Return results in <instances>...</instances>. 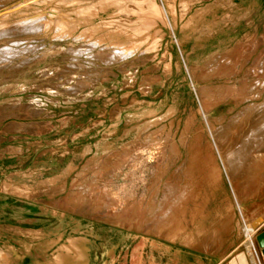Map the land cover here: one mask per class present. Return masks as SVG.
Masks as SVG:
<instances>
[{"label": "rangeland", "instance_id": "374dc122", "mask_svg": "<svg viewBox=\"0 0 264 264\" xmlns=\"http://www.w3.org/2000/svg\"><path fill=\"white\" fill-rule=\"evenodd\" d=\"M56 1L0 0V264H71L72 245L84 264L252 258L239 226L264 212V0H152L154 26ZM38 16L48 29H19Z\"/></svg>", "mask_w": 264, "mask_h": 264}, {"label": "bare ground", "instance_id": "6f19581e", "mask_svg": "<svg viewBox=\"0 0 264 264\" xmlns=\"http://www.w3.org/2000/svg\"><path fill=\"white\" fill-rule=\"evenodd\" d=\"M56 1V0H55ZM58 1H60V0H58ZM62 1V0H61ZM120 1L121 0H104L103 1V3H110V4H116L117 6H118V8L122 11V12H124V13H130V14H136V15H138L139 16V18H141V19H145L146 20V22H147V24L148 25H151L152 23H153V19L155 18V17H160L161 16V9L158 7V3L157 2H154V1H152V0H147V1H149V3H148V5L146 6H144V4L143 3H145V2H139V1H136V0H133V5H132V3H130L129 2V0H126V1H128L132 6L131 7H128L127 5V7L125 6H123L122 7V5L120 4ZM132 1V0H131ZM146 1V0H145ZM37 2V1H36ZM46 2V1H45ZM57 2V1H56ZM82 2L83 1H81V0H64V1H62L61 3L63 4V5H66V6H71V7H75L76 9L78 8V16L79 17H82V19H87V18H90L91 17V14L93 13L92 11H91V9H89L88 7L86 8V6H82ZM127 2V3H128ZM60 3V4H61ZM157 3V4H156ZM182 4V3H181ZM63 5H60V6H63ZM160 5V4H159ZM77 6V7H76ZM25 7V6H24ZM53 8V7H52ZM57 8V7H56ZM55 8V9H56ZM62 8V7H61ZM74 8V9H75ZM168 8V7H167ZM22 9V8H21ZM72 9V8H71ZM73 9V10H74ZM112 9V8H111ZM26 10H27V8H26ZM64 10L66 11V9L64 8ZM70 9H68V11H69ZM23 11V10H22ZM57 11V10H56ZM60 11V10H59ZM58 11V12H59ZM71 11V10H70ZM119 11V10H118ZM73 12V11H72ZM68 13V12H67ZM110 13V12H109ZM36 14V13H35ZM43 14V13H42ZM42 14H39V15H42ZM76 14V13H75ZM122 14V13H121ZM162 15H163V13H162ZM53 16V15H52ZM65 16V15H64ZM166 16V15H165ZM164 16V17H165ZM32 17V16H31ZM57 17V16H56ZM65 17H67V16H65ZM69 17V16H68ZM162 17V16H161ZM2 18V17H1ZM57 18H59V17H57ZM57 18H55L56 20H58ZM64 18V17H63ZM130 18V17H129ZM157 18H155V19H157ZM20 19V18H19ZM22 19H24V17H22ZM21 19V20H22ZM60 19V18H59ZM116 19H118V18H116ZM138 19V18H137ZM141 19H140V22H141ZM159 19H161V18H158V20ZM165 19V18H164ZM115 20V19H114ZM125 20V19H124ZM124 20H122V21H124ZM127 20V19H126ZM130 19H128V21H129ZM135 20V19H134ZM133 20V21H134ZM144 20V21H145ZM162 20V19H161ZM95 21V20H94ZM113 21V20H112ZM117 21H119V20H117ZM121 21V20H120ZM139 21V20H138ZM156 21V20H155ZM166 21V20H165ZM3 22V21H2ZM69 22V21H68ZM68 22H67V24H68ZM79 22V21H78ZM84 22V21H83ZM83 22H81V23H83ZM99 22V21H98ZM114 22V21H113ZM116 22V21H115ZM127 22V21H126ZM52 23V21H51V19L50 20H47L45 17H43V16H38V17H34V18H27L26 20H24L23 22H22V24H21V26L19 27V29L21 28V30H24V31H27V32H34V33H38V32H40V31H44V30H46V29H48V27H49V25ZM123 23V22H122ZM125 23V22H124ZM130 23H132V22H130ZM142 23V22H141ZM141 23H139V24H141ZM7 24V23H6ZM70 25H69V27L71 28L72 26V30H73V28H74V24H75V21H71V23H69ZM87 24V23H86ZM126 24V23H125ZM133 24V23H132ZM156 24V23H155ZM15 25V24H14ZM14 25H11L12 27L14 26ZM56 25H57V30H67V29H65L66 27H67V25L66 24H63L60 20H58V21H56ZM131 25V24H130ZM134 25H135V22H134ZM142 25V24H141ZM144 25V24H143ZM142 25V27H144ZM1 26V25H0ZM53 26V25H52ZM92 26V25H91ZM128 26V25H127ZM132 26V25H131ZM131 26H129V28L131 27ZM152 26H154L153 24H152ZM156 26V25H155ZM2 27V26H1ZM1 27H0V29H1ZM68 27V29H70ZM94 26H92L91 28H93ZM114 27V26H113ZM121 27H123V26H121ZM133 27V26H132ZM137 27V26H136ZM135 27V28H136ZM148 27V26H147ZM146 27V28H147ZM76 28V27H75ZM74 28V29H75ZM78 28V27H77ZM124 28H125V25H124ZM139 28V27H138ZM140 28H141V26H140ZM149 28V27H148ZM10 29V28H9ZM12 29V28H11ZM16 29V28H15ZM50 29H52L51 27H50ZM49 29V31H53V30H50ZM56 29V28H55ZM88 29V28H87ZM86 29V30H87ZM142 29H144V28H142ZM142 29H137V30H134V29H132V30H134L135 32H133V33H136V34H141V32H142ZM64 30H63V32H64ZM99 30H100V28H99ZM98 29H97V31H99ZM129 30V29H128ZM150 30V28L148 29V31ZM1 32H0V35H2V34H4V33H7L6 31L7 30H0ZM74 31V30H73ZM80 31H82V33H83V29L82 30H80ZM11 32V31H10ZM61 32V31H60ZM62 32V33H63ZM86 32H88V31H86ZM91 32H93V29L91 30ZM121 32V31H120ZM146 32H147V30H146ZM15 33V32H14ZM25 33V32H24ZM34 33H31V34H34ZM47 33V32H46ZM54 33V32H53ZM58 33V32H57ZM62 33H59V35L61 34V35H63ZM95 33H97V32H95ZM95 33H92V34H95ZM145 33V32H144ZM13 34V33H12ZM42 34V33H41ZM48 34V33H47ZM84 34V33H83ZM87 34V33H86ZM88 34H89V32H88ZM87 34V35H88ZM91 34V35H92ZM8 35V34H7ZM44 35H46V34H44ZM53 35V34H52ZM145 35V34H144ZM144 35H140V37H144ZM42 36V35H41ZM66 36V35H65ZM64 36V37H65ZM70 36H71V33H70ZM81 36V35H80ZM83 36V35H82ZM84 36H85V34H84ZM93 36V35H92ZM91 36V37H92ZM148 36H150V34L148 35ZM147 35H146V37H148ZM5 37V36H4ZM11 37V36H10ZM75 37V36H74ZM79 37V36H78ZM87 37H89V36H87ZM90 37V38H91ZM146 37H144V39L146 38ZM9 38V37H8ZM19 38V37H18ZM21 38V37H20ZM27 38V37H26ZM59 38V37H58ZM77 38V37H76ZM76 38H74L75 40H76ZM82 38V37H81ZM149 38V37H148ZM62 39V38H61ZM83 39V38H82ZM87 39H89V38H87ZM135 39H137V38H135ZM142 39V38H141ZM132 40H133V42H134V38H132ZM12 41V40H11ZM143 41V40H142ZM146 41V40H145ZM2 42H4V41H2ZM28 42V41H27ZM8 43V42H7ZM9 43H10V41H9ZM24 43V42H23ZM134 44V43H133ZM132 44V47H129V48H126V47H124L121 51H120V53H118V55H126V54H129V53H132L133 52V50H132V48L134 47H138V44L137 43H135L137 46H135V45H133ZM30 46V45H29ZM111 47H113V46H111ZM3 48V47H2ZM5 48V47H4ZM120 48V47H119ZM139 48V47H138ZM37 48H35V50H36ZM137 49H135L134 50V53H135V51H136ZM29 51V50H28ZM2 52H4V53H7V54H5V57L6 56H8V54H9V51H8V49H5L4 51H2ZM23 53H25V52H23ZM76 53V52H75ZM79 53V52H78ZM21 54V53H20ZM130 56V55H129ZM128 56V57H129ZM117 57V56H116ZM5 63V62H4ZM2 65V64H1ZM8 66V65H7ZM6 66V67H7ZM0 68H2V67H0ZM258 110H260L261 111V109H259L258 108ZM264 112V111H263ZM255 113V112H254ZM256 119V118H255ZM262 119V118H261ZM262 120H264V118L262 119ZM260 122V121H259ZM260 124V123H259ZM16 124H14V126H15ZM19 125V124H18ZM17 125V126H18ZM19 127H21V126H19ZM28 127V126H27ZM14 128V127H13ZM223 128V127H222ZM25 129V128H24ZM23 129V130H24ZM32 129V128H31ZM252 129V128H251ZM26 130V129H25ZM211 132V131H210ZM230 133V132H229ZM228 133V134H229ZM220 136H225V135H221L220 134ZM227 136V135H226ZM245 137H246V135H245ZM262 138V137H264V122L261 124V125H259L258 126V128H256V130L254 131V133L252 134V139H251V142H253V141H255L256 139H258V138ZM244 145V144H243ZM241 148H243L242 146H241ZM241 148L240 149H237V150H240L241 151ZM244 149V148H243ZM234 152H235V150H234ZM244 153H246V152H244ZM238 154V153H237ZM241 156V155H240ZM239 156V157H240ZM222 157V156H221ZM244 157V156H243ZM243 157H240V159H242ZM252 159V158H251ZM254 159V158H253ZM233 160V159H232ZM232 160H225L226 161V164L228 165V167L230 168V170H233L234 168H235V165H234V163H236L235 162V159L232 161ZM247 160V159H246ZM241 162H242V160H240ZM239 161V162H240ZM255 162H257V161H255ZM248 163H249V161H248ZM245 165H247V164H245ZM256 165V164H255ZM259 165V164H258ZM257 166V165H256ZM239 168V167H238ZM251 168H253V167H251ZM257 168V167H256ZM255 168V169H256ZM226 169V168H225ZM252 170V169H251ZM261 170V169H260ZM263 170V169H262ZM262 170H261V172H262ZM253 172H255L254 171V169H253ZM252 172V173H253ZM261 172H259V173H261ZM251 173V172H250ZM250 173H249V175H250ZM251 173V174H252ZM230 174V173H229ZM252 175H254V174H252ZM256 175H258V174H256ZM261 175V174H260ZM252 177V176H251ZM255 177V176H254ZM253 177V178H254ZM247 178H249L250 179V176L248 177L247 176ZM253 178H251V179H253ZM256 180V179H255ZM244 181H246V180H244ZM253 181H254V179H253ZM252 181V182H253ZM251 181L249 180V182L248 183H250ZM246 183V182H245ZM244 221V220H243ZM241 222V221H240ZM160 223V222H159ZM158 223V224H159ZM118 224H120L119 222H118ZM157 224V225H158ZM160 225V224H159ZM230 225V224H229ZM240 228H241V230H242V232L245 234V237H246V239L250 242V244L253 246V248H256L255 250H256V253H257V256H258V258H259V262L260 263H263L262 261H264V259H263V257H262V254H261V251L258 249V247H257V245H256V242L255 241H253V239H254V231H253V227H252V225L251 224H249V223H247L246 221H244L243 223H242V225L241 226H239ZM223 228V227H222ZM219 233V232H218ZM212 235V234H211ZM169 236H170V234H169ZM209 236V235H208ZM171 237V236H170ZM204 237V236H203ZM210 237V236H209ZM172 238V237H171ZM176 238H174L173 240H175ZM189 239V238H188ZM207 240H208V238H207ZM186 241V240H185ZM193 241H191V243H192ZM202 242V241H201ZM204 242V241H203ZM206 242H208V241H206ZM253 242H255V244L253 243ZM35 243V242H34ZM210 243V242H209ZM190 245V244H189ZM194 244H192V246H193ZM196 245V244H195ZM194 245V246H195ZM254 245H255V247H254ZM71 246V245H70ZM69 246V248H71ZM198 247H199V245H197ZM209 246V245H208ZM72 247H74L73 249H75L76 250V254H75V257H74V260H72V262H71V264H84V262H83V260H84V258H85V253H84V250L81 248V247H75V246H73L72 245ZM197 247V248H198ZM210 247V246H209ZM213 247V246H212ZM196 248V247H195ZM211 248V247H210ZM72 249V248H71ZM194 249V248H193ZM75 250H74V252H75ZM206 250V249H205ZM258 250V251H257ZM66 251H68V249H66ZM70 252V251H69ZM64 253V252H63ZM207 254V253H206ZM4 255H3V253L0 251V259L3 257ZM55 257V256H54ZM58 261V260H57ZM60 261V260H59ZM58 264V263H57ZM60 264V263H59Z\"/></svg>", "mask_w": 264, "mask_h": 264}, {"label": "crops", "instance_id": "0c3cea01", "mask_svg": "<svg viewBox=\"0 0 264 264\" xmlns=\"http://www.w3.org/2000/svg\"><path fill=\"white\" fill-rule=\"evenodd\" d=\"M228 213L233 214V216L235 215L234 212H228ZM247 215L248 217L246 219V222L252 225L254 231V237H255L259 232L264 230V212H247ZM251 247H252V255H253L252 258L251 257L249 258V256L246 253L240 252L235 254V256L232 258L229 264H252L253 260L257 261V264H259V258L255 250L256 248H253V246Z\"/></svg>", "mask_w": 264, "mask_h": 264}, {"label": "water", "instance_id": "95a60500", "mask_svg": "<svg viewBox=\"0 0 264 264\" xmlns=\"http://www.w3.org/2000/svg\"><path fill=\"white\" fill-rule=\"evenodd\" d=\"M255 242L264 259V230L255 236Z\"/></svg>", "mask_w": 264, "mask_h": 264}, {"label": "built area", "instance_id": "2783aa9c", "mask_svg": "<svg viewBox=\"0 0 264 264\" xmlns=\"http://www.w3.org/2000/svg\"><path fill=\"white\" fill-rule=\"evenodd\" d=\"M262 262H263V263H260V262H259V264H264V261H262Z\"/></svg>", "mask_w": 264, "mask_h": 264}]
</instances>
